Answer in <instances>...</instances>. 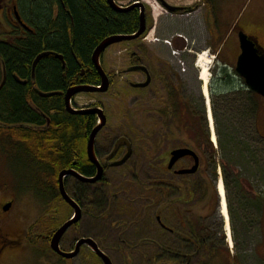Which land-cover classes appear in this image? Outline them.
<instances>
[{
    "label": "rangeland",
    "instance_id": "obj_1",
    "mask_svg": "<svg viewBox=\"0 0 264 264\" xmlns=\"http://www.w3.org/2000/svg\"><path fill=\"white\" fill-rule=\"evenodd\" d=\"M114 1L119 6H128L132 2L144 4L147 11L149 10L152 22L151 28H149L150 34L142 40L138 38L134 41L110 46L101 57V66L105 73L115 78L113 86L106 94L79 95L76 99V105L85 108L92 102L98 103L107 115V127L112 131L114 130L115 134L122 133L129 137L127 126L132 125V120L141 128H148V131L157 130L160 126L158 124L159 119L164 115L163 108L168 92H177V99L190 105L193 116L197 117L203 112L211 142L205 99L201 91L202 83L199 80L198 69L195 68L196 57L194 56L202 51H209L207 53L212 58L207 90L210 110L216 114L215 119L217 120L216 127L212 119L217 146L215 148L212 144L217 153L216 165L212 162L208 164L203 155H198L200 158L198 173L187 179L176 180V182L186 186H205V192L211 193L217 199L216 179L220 175L221 178L223 177L221 164L224 162L227 169L225 173L227 186L224 185L223 187L230 217L232 243L230 244L228 237V241H226L222 229L224 221L219 214L216 200L208 206L198 201L193 212L196 216L197 231L201 232V238H204V242L209 241V248L219 247L222 249L224 255L231 259L230 264H264V145L258 144L259 139H257L252 127L250 134L247 120L243 117L242 112L239 113L235 109L236 107L229 103V97L228 99L218 98L216 100L210 95L211 86L218 90L227 91L228 95L239 90H245L244 83L234 77L235 61L238 54L236 32L243 31L247 36L255 38L264 51V0H163V3L171 8H190L189 12L178 15L164 9L156 0ZM202 3H204L202 9L205 7L203 12L195 9ZM223 43L226 45H223L222 48ZM137 47L145 51L146 61L154 68V72L161 73L155 78L154 92L152 93L138 92L129 86L143 82V76L127 73L130 64L124 51H131ZM218 53L220 56L216 60ZM223 70L232 76V82L229 83L228 89L225 88L221 80ZM256 100L258 132L264 140V100L259 97H256ZM76 105L75 107L72 105V107L76 108ZM133 141L137 143L138 147L149 146L148 139L142 141L139 137H135ZM158 142H160L158 151L153 150L150 154L147 149L149 156L152 157L158 153L161 155L160 151L165 147L166 141L160 139ZM220 143L223 152L220 151ZM183 148L188 149L182 144H171L170 147L164 148L162 155L167 153L166 151ZM168 157L166 161H168ZM9 160L4 148L0 146V181L5 184L13 183L11 171L17 176L27 174L26 168L22 167L21 162L18 163L14 159ZM149 161L150 159H148V163ZM133 162L136 164V157H134ZM149 165L151 166L150 163ZM51 167L53 166L51 165ZM185 168H189L185 163L175 167V169ZM110 178H112L111 175ZM143 181L145 179L142 175L137 182L143 183ZM129 182L130 180H121L108 184L112 190V197H120L122 193L119 191V184L124 186L123 183L129 184ZM71 183L74 182H66L70 194L75 188ZM4 195L7 196V194ZM135 201H140V198L138 197ZM20 205L19 210L24 212L20 227H24L36 219L39 221L46 220L49 223L52 222L49 224V230L54 232L73 214V210L58 199L55 202L51 201L45 212L39 209L43 205L29 195L28 197H21ZM185 208L187 209V207ZM139 210H142L139 212L141 216L136 217L135 223H130L131 218L114 216L112 212L109 217H106L107 215L104 217L88 210L89 216H85L86 218H83L81 222L79 221L78 225L71 227L66 232L60 244L61 250L70 252L77 241L85 238L96 242L110 258L112 264H129V261L132 264L133 260L147 259L148 256H142L136 248L139 240L133 239L135 238L134 233L138 230L143 233L145 227H152L151 225L154 224L149 230L152 242H164L162 239L164 237L161 236L160 228L161 233H156L155 211L149 212L150 209L148 208H139ZM110 211H112L111 208ZM146 219L148 222L143 223ZM164 221L171 228H177V221L173 222L172 218L167 217ZM40 231L38 229L36 233ZM170 236L173 237V235ZM161 248H164L163 243ZM37 250L36 264H100L95 260L90 250L86 248H82L80 254L69 261L60 260V257L51 254L49 250L45 251L40 243L37 244ZM46 253H48L47 256L41 257ZM143 253L147 255L156 254L154 248H146ZM20 260L18 257L12 264H18ZM206 261L208 260L206 259ZM197 264H200L198 260Z\"/></svg>",
    "mask_w": 264,
    "mask_h": 264
},
{
    "label": "trees",
    "instance_id": "obj_2",
    "mask_svg": "<svg viewBox=\"0 0 264 264\" xmlns=\"http://www.w3.org/2000/svg\"><path fill=\"white\" fill-rule=\"evenodd\" d=\"M126 14L115 13L107 5L106 0H33L31 10L29 3L25 1L22 8V17L34 31V34L26 35L16 44L5 46L2 49V56L9 76L16 73L21 79L29 78V67L33 59L42 54L44 57L38 62L36 71L37 87L40 91L45 93L64 91L65 86L71 82L72 78L79 74L81 67L92 72L88 75L90 82L98 85V76L91 64L92 52L107 37L131 35L138 30V15ZM54 55L63 57L65 63L63 70L61 62ZM221 75L222 83L228 89L230 87L229 83L232 82V76L228 75L225 70L222 71ZM22 89L15 85V88L9 89L7 93L0 96V110L2 111L0 112V122H4L5 125L25 124L26 126L41 127L44 126V123H39V121L44 113L47 115L50 111L59 113L58 116L51 119V126L44 133L32 135L33 130H28V132L22 130L20 135L22 146L17 150L19 152V156H17L19 162L22 163V167L26 168L25 171L27 172L26 176H20L21 188L30 189L39 204L49 208L51 201L55 202L57 199L61 201L57 186L58 173L63 169L72 167L73 163L77 167L81 158L86 159L84 138L91 130L90 125L94 123L86 117L68 115L62 102V96L56 94L44 100L35 97L33 101L35 109L32 112L31 107H28L25 100L26 92ZM228 94L227 91L218 90L212 86L210 88L211 98L216 100L218 98H230L229 103L236 107L235 109L239 113L242 112L243 117L247 120L250 134L252 132L250 128L252 127L257 139H259L258 144L263 146L264 140L259 136L257 130L258 106L256 96L244 90ZM177 95V92H168L166 104L163 108L164 115L159 119L158 124L160 126L157 130L148 131V128H141L134 120H132V125L127 126L128 136L132 141L135 137H139L142 141L148 139L149 146L147 149L150 154L153 150H159L160 142L158 141L160 139H164L166 144L160 151L161 155L158 153L152 157L148 154L136 156L138 161L142 160L143 156L147 158V161L150 159L151 166L148 163L146 179L143 183L130 180L129 184L123 183L124 186L119 184V191H123L124 194L121 192V196L115 198L109 195L107 186L105 190H100V195L95 200V204L101 207L99 215L109 217L112 212L114 216L131 218L130 223H135L136 217L141 216L139 212L142 210H139V208H148L150 209L149 212L151 210L155 211L156 220L160 200L158 180L161 174L167 176V174L173 172L167 170L166 159L169 151H166L167 153L163 155L162 151L164 148L170 147L171 144H182L196 152L197 155H203L208 164L212 162L216 165L217 153L209 141V133L206 129L203 112L197 117L193 116L190 105L178 100ZM184 112L185 115H183ZM212 115L217 127L216 114L213 112ZM117 135L124 134L119 133ZM109 140L106 143L110 142ZM40 141L44 142L45 147L40 146ZM219 148L223 152L221 143ZM141 149L144 150V146ZM46 162H50L53 167L50 169V165ZM181 162L190 167L192 159L186 158L179 161L180 164H182ZM179 163L175 167L179 166ZM221 171L224 185L227 186L225 175L227 169L224 162L221 164ZM169 178L176 181L189 177L169 176ZM73 185L75 188L70 194L69 186L65 183L67 192L77 203L80 204L82 190H84L83 196L88 197L86 201L90 204L94 203V199L90 195L91 187L78 182H74ZM178 190L186 191V194H189L188 188L184 184H181L180 187L177 185L175 188L171 187L168 191L169 193L174 191L177 193ZM109 191L112 192L110 186ZM138 197L140 201H135ZM110 208L112 211H110ZM101 220L103 219L101 218ZM108 220L110 221V218ZM147 222L148 219L143 221V223ZM153 225L151 226L153 227ZM152 227H145L143 233L139 230L134 233L135 238L133 239L139 240L136 248L142 256L148 257L138 261L132 259V264H186L185 258L187 256H192L190 264H197V260L200 264H230L231 262V259L226 257L219 247L209 248V241L204 242L199 230L196 236L197 243L194 246L193 243L189 242L188 230L184 240L180 239L179 236L183 232L182 230H175L173 237L165 233L164 238H162L164 241V248L162 249L159 242H152L151 232L149 231ZM155 228L157 229L156 233H161L156 222ZM177 231L178 233H176ZM176 244L178 245L176 246ZM146 248H154L156 254H144L143 250ZM93 256L99 262L94 254ZM129 264H131V261H129Z\"/></svg>",
    "mask_w": 264,
    "mask_h": 264
},
{
    "label": "flooded vegetation",
    "instance_id": "obj_3",
    "mask_svg": "<svg viewBox=\"0 0 264 264\" xmlns=\"http://www.w3.org/2000/svg\"><path fill=\"white\" fill-rule=\"evenodd\" d=\"M25 1L29 3L30 10H31L33 6V0H0V96L3 93H7L9 89L15 88V85L20 88H23L24 90L23 89L22 90L26 92L25 100L27 101V105L28 107L29 106L31 107V111L33 112V109H35V107L33 106V101L35 97H38L44 100V99H49L47 97H53V95L50 96V94H54V95L56 94V95L62 96V102L64 103V95L70 87L87 86V85L95 86V85L90 82V78L88 77V75L92 74V72L88 70L86 71L85 68L82 69L81 67V69H79V74L75 75L72 78L71 82H69L65 86L64 91H58L55 93L53 92L45 93L44 91H40L37 87V81H36L37 72L36 71H37L38 62L44 57V55L42 54L36 56L33 59L31 66L29 67V71H30L29 78L21 79L18 77L16 73H13L12 75L9 76L8 70L6 68V65L4 63V59L2 56V52H1L2 49L5 48V46L16 44V42H19L22 38H25L26 35L34 34V31L31 29L30 26L27 25V23L24 21L22 17V8H23ZM156 1L159 2L160 5H162L163 8L168 11L167 7L165 6L166 4L164 5L163 3V0H156ZM132 4H135V3L132 2L128 6ZM142 5L144 6V4ZM124 7H127V6H124ZM181 8L182 10L178 14H181L183 12H189L190 10V8H183V7ZM195 9H197V7H195ZM130 14L138 15V20H139L140 9L134 8L126 15H130ZM144 14H145V19H146V30L143 34V37H141L139 40H142L143 38H145V36H149L150 34L149 28H151L152 22H151L149 10L147 11L145 6H144ZM178 14H175V15H178ZM124 52L126 53V57H128L127 58L128 63L130 64V67L127 69V73H136V74L143 76V82L136 83V85L143 84L144 82H146L148 77H150L151 79L147 87L140 88V89L135 88V90H137L138 92H143V93L154 92L153 87H154L155 78L158 74H161V73H158L157 71L154 72V68H152L149 62L146 61L145 51L137 47L131 51L125 50ZM37 57H39V61L36 63V65L33 68V64L35 60L37 59ZM63 62H64V59H63ZM61 65H62L61 68L63 70L65 68V63L64 65L61 63ZM142 68L143 70H141ZM132 69H136L137 71L134 72L132 71ZM107 76L109 79V90H110V87H112L115 82V78L110 74H108ZM98 82H99L98 84H100L99 76H98ZM129 86L133 88L132 84H130ZM40 94L46 95L47 97L41 96ZM94 94H97V93H94ZM97 95H102V94H97ZM78 96L71 98L70 103L72 102V105H75V100ZM92 108H102V107L98 103L92 102L90 105L86 106L82 110L92 109ZM0 112L2 111L0 110ZM58 115L59 113H56L53 111L48 112V115L44 113L41 116V119L39 121V123L41 122L44 123V126H41V127H35L33 125L26 126L25 124L5 125L4 122H0V146L4 148L5 153L8 155L10 159L9 161H11V159H14V160L18 159L17 161L19 162V157H17L19 156V152L17 150H19L22 146V140L20 137L22 130L26 132H28V130H33L32 135H36L38 133L39 134L44 133L50 128L51 123H52L51 119ZM79 116L82 118L86 117L87 119H91V121H93L94 124L90 125L91 130L97 123L96 115H82L81 114ZM106 118H107V115H106ZM91 130L89 134L91 133ZM89 134H87L86 137L84 138L85 151H86ZM116 135L117 134H114V130L112 131L106 125L105 127L102 128V130L98 133L96 137L95 144H94V154H95L97 162L103 168V174H102L101 180L97 182L96 184H91V185L82 184V185H87L91 187L90 195L93 197L94 203L92 202V204H90V202L86 201L88 197H86V195L85 197L83 196L84 190H82V195L80 194V204L77 203L81 209L80 222L82 221L83 218H86L87 216H89L88 210L93 211V212L96 211L97 213H99V210L101 209V207L98 204H95V200L96 198L99 197L100 190H105L106 189L105 187L107 186L108 193L110 196H112V192L109 191L108 184L110 185L114 181L119 182L121 180L139 181L140 176L142 175L144 179H146L145 173L148 169L147 158L143 156L142 157L143 159L138 161L136 156L146 155L147 146H144V150H142L141 148L143 146L138 147L135 141H132V139L126 137L125 135L118 136V137L119 138L126 137L129 139L130 144H131V151H132L131 157L122 166H119L117 168L112 166L114 162L121 160L124 157V155L127 153L126 148L121 147L117 151L113 159L111 160L108 159V156L112 153L114 149L116 139L118 138ZM107 138L110 139L109 140L110 142L108 143H106L108 140ZM39 144L41 147H45L44 142L40 141ZM134 157H136L137 159L136 164L135 162H133ZM46 163L50 165L49 168L51 169V163L50 162H46ZM75 167H76V164L72 165V167H69L63 170H68L72 168L80 175L84 176L85 178H89V179L95 177V175L97 174L96 166L91 164L88 161L87 156L85 160L84 158H81L78 161L77 167L76 168ZM176 171L178 170L173 171L172 174H167V176H165V174H161L158 180L159 186H160V196H159L160 200L158 202V208H157V210L159 211L158 217L160 218V223H158V225H159L160 230L162 231L163 237H164V233L173 235L175 234V230L179 229L183 231L181 234H179V236L181 237L180 239L184 240L186 239V235H187L186 231L188 230L189 242L191 244L193 243L192 245L194 246L197 243V239H196L197 227H196V216L193 213L194 209H196V206L198 205V201H200L201 203H205V205L208 206L210 203L214 202V200L217 201V199H216V196L214 197L211 193L205 192L204 186L198 187L197 185H190V186H187L188 193H189L188 196L180 201V197L176 196L177 193H175V191L173 193H169L168 191L171 187H174V188L176 187V181L172 178H169V176L170 177L177 176ZM11 174H13V179H11L13 181L12 184H5L4 182L0 181V264H9V262H11L12 264L13 261H15L18 257H20L21 259L20 262H18V264H36L38 243L42 245V248H44L45 251L47 250L50 251L49 244H50V238L53 232L49 230L50 228L49 224H51L52 222L49 223L46 220L39 221L36 219L28 223L24 227H20L22 219L24 218V212L19 210V206H21L20 205L21 197H28L29 195L30 197H33V199H35V195L31 192L30 189L21 188V185L18 182L20 180L19 175L17 176L15 173H12V171H11ZM110 175L112 176V178H110ZM68 179L69 181H73L72 178H67V180ZM197 189L201 190L200 193H198L199 195L197 194ZM121 192L124 194L123 191ZM177 192L180 194V190ZM4 194H7V196ZM225 199H226V195H225ZM217 205H218V202H217ZM226 206H227V201H226ZM185 207H187V209ZM47 208L48 207L45 205H43V207H39V209H41V211L43 212L47 211ZM227 214H228V210H227ZM167 217L172 218L173 222L177 221L176 229L171 228L169 225L165 223L164 220ZM224 226H225V223H224ZM38 229L41 231L39 233H36ZM222 229L224 230L223 226H222ZM176 233H178V231ZM228 236H229V240L231 241L229 215H228ZM159 243L162 244L163 242L160 241ZM60 249H62L61 246H60ZM50 253L52 254L51 251ZM47 255L48 253H46L45 255L41 257L47 256ZM49 258L51 259V256H49Z\"/></svg>",
    "mask_w": 264,
    "mask_h": 264
},
{
    "label": "water",
    "instance_id": "obj_4",
    "mask_svg": "<svg viewBox=\"0 0 264 264\" xmlns=\"http://www.w3.org/2000/svg\"><path fill=\"white\" fill-rule=\"evenodd\" d=\"M107 5L115 12V13H128L134 8L140 9V18H139V28L135 34L132 35H113L105 38L99 45L94 49L91 55V63L94 70L97 72L100 78V86H73L70 87L64 95V106L67 114L71 116H79V115H96L100 124H97L89 134L87 146H86V156L88 160L96 166L97 174L93 178H85L80 175L73 169L63 170L59 172L57 176V186L58 192L61 200L68 205L72 210L73 214L71 218L65 222L61 227H59L50 238V250L57 256L61 257L65 260H72L76 258L80 250L83 246H86L100 261L102 264H112L110 258L98 247V245L92 239H81L76 242L74 250L72 252H64L60 250V241L66 232L74 225H76L81 219V209L78 204L67 194L64 180L67 177H71L74 180L82 183V184H96L102 178L103 168L97 162L95 154H94V143L96 136L102 130V128L106 125V116L104 112L100 108H92L87 110H74L70 105V100L72 97L77 96L79 94H91V93H106L109 88V80L104 70L100 65V56L106 51L110 46L122 42L134 41L140 38L145 30H146V20L144 15V7L140 3H135L128 8H121L117 6L114 0H106ZM165 5V4H164ZM170 13H175L180 9H175L168 7L165 5ZM240 54L237 58L234 73L235 75L244 81L246 91L257 95L264 99V54L260 52L257 47V43L253 42L250 38H248L242 31L237 34ZM54 57L60 61L63 65V58L60 55H54ZM39 61V57L35 60L33 64V68L36 63ZM143 70V68L141 69ZM132 71H137L136 69H132ZM131 72V71H130ZM150 77L143 84L133 85L134 88H145L150 83ZM41 95V94H40ZM54 94H50V96ZM46 96V95H41ZM49 96V95H48ZM47 97V96H46ZM125 147L127 153L124 157L113 163V167H119L125 164L131 157V144L130 141L125 137H120L116 140L114 149L112 153L108 156V159L111 160L116 155L117 151L121 148ZM170 159L167 164V169L172 170L175 164L184 159L191 158L193 161V165L189 169L176 171V175H193L197 172L199 166V158L198 156L190 149H174L169 154ZM75 165V163L73 164ZM74 216V217H73ZM73 217V218H72ZM160 221L159 218L157 219ZM189 261L190 258L188 257Z\"/></svg>",
    "mask_w": 264,
    "mask_h": 264
},
{
    "label": "bare ground",
    "instance_id": "obj_5",
    "mask_svg": "<svg viewBox=\"0 0 264 264\" xmlns=\"http://www.w3.org/2000/svg\"><path fill=\"white\" fill-rule=\"evenodd\" d=\"M196 69H198V74H199V80L202 83V95L205 99L206 102V109H207V114H208V121H209V129H210V135H211V140L212 142L216 141L215 138V133H214V125H213V120H212V115H211V110H210V102H209V95H208V82H209V71H210V64H211V58L206 51H202L200 53H197L196 55ZM217 191L218 195L220 197V215L224 219L225 223V231L226 234L228 235V214H227V206H226V199H225V192H224V187L222 183L221 176L218 178V184H217ZM230 244L231 241L229 240Z\"/></svg>",
    "mask_w": 264,
    "mask_h": 264
},
{
    "label": "crops",
    "instance_id": "obj_6",
    "mask_svg": "<svg viewBox=\"0 0 264 264\" xmlns=\"http://www.w3.org/2000/svg\"><path fill=\"white\" fill-rule=\"evenodd\" d=\"M204 11V8H203V10H201V12H203Z\"/></svg>",
    "mask_w": 264,
    "mask_h": 264
}]
</instances>
